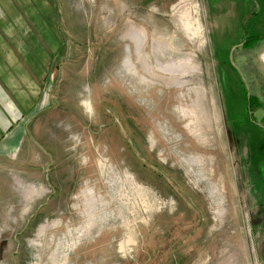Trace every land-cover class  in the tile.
<instances>
[{
	"label": "rangeland",
	"instance_id": "obj_1",
	"mask_svg": "<svg viewBox=\"0 0 264 264\" xmlns=\"http://www.w3.org/2000/svg\"><path fill=\"white\" fill-rule=\"evenodd\" d=\"M0 264H264V0H0Z\"/></svg>",
	"mask_w": 264,
	"mask_h": 264
},
{
	"label": "bare ground",
	"instance_id": "obj_2",
	"mask_svg": "<svg viewBox=\"0 0 264 264\" xmlns=\"http://www.w3.org/2000/svg\"><path fill=\"white\" fill-rule=\"evenodd\" d=\"M192 7H194V6H192ZM192 7H191V8H192ZM193 12H195V9H194ZM196 22H197V20H196ZM186 28H187V29H190V28H191V24H190L189 22H186ZM190 30H191V29H190ZM199 33H200V32L197 31V33L194 34V37H195V38H199ZM201 33H202V32H201ZM148 70H149V69H148ZM205 142H207V140H206ZM209 149H210V148H209ZM199 166H200V165H199Z\"/></svg>",
	"mask_w": 264,
	"mask_h": 264
},
{
	"label": "trees",
	"instance_id": "obj_3",
	"mask_svg": "<svg viewBox=\"0 0 264 264\" xmlns=\"http://www.w3.org/2000/svg\"><path fill=\"white\" fill-rule=\"evenodd\" d=\"M257 43V42H256ZM250 98V97H249ZM258 108H260V106L258 105Z\"/></svg>",
	"mask_w": 264,
	"mask_h": 264
}]
</instances>
